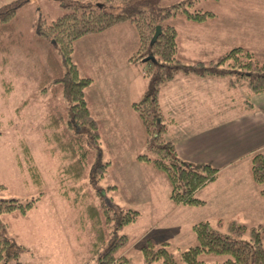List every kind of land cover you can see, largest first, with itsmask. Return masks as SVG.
Returning <instances> with one entry per match:
<instances>
[{"label": "trees", "instance_id": "16d2710c", "mask_svg": "<svg viewBox=\"0 0 264 264\" xmlns=\"http://www.w3.org/2000/svg\"><path fill=\"white\" fill-rule=\"evenodd\" d=\"M164 1L58 0L66 12L56 20L47 22L40 19L35 23V41L47 46L48 72L41 78L38 92L60 95L67 103L66 122H62L68 136L63 149L69 151L71 158L67 173L75 181L87 178L86 182L94 188L95 196L103 197L105 192H114L115 185L105 190L99 187L110 162L102 160L99 125L85 98V91L92 80L81 76L73 60V47L83 37L125 23L132 25L137 34L138 47L128 61L142 66L146 81L141 98L131 106L141 122L145 137V151L138 154L136 160L150 165L166 177L170 186L169 200L173 205L199 208L205 202L196 193L215 182L219 170L209 164H192L180 159L175 146L165 137L169 123L159 104L160 91L178 74H183L197 78L228 77L238 85H245L253 94H261L264 93V61L260 62L248 50L236 47L207 63H183L178 57L177 32L169 20L180 16L188 21L202 23L213 18L214 14L195 8L198 0H182L169 6L164 5ZM23 5V0H12L0 6L1 54H8L9 51L5 39L11 45L21 44L14 37L12 22ZM157 26L161 33L150 45ZM1 63H6V59ZM49 119L48 127L57 128V118L51 115ZM89 161L91 164L88 169ZM250 173L259 188V196L264 199V153L252 154ZM3 188L0 185V191ZM83 188L81 183L77 190ZM38 200L35 198L21 203L15 199H0V215L14 212L25 215ZM89 206L91 212L96 211L92 205ZM100 213L106 229L92 225L94 235L90 258L83 264H134L124 253L129 246V238L123 231L137 221L138 211L117 205L106 207L103 204ZM2 228L0 222V264H20L19 257L25 248L6 237ZM191 230L196 244L179 253V260L183 264H264L263 223L243 224L234 219H219L214 226L208 221H200ZM140 255V264H178L168 243L157 247L146 240L140 246ZM202 256L209 259L204 261Z\"/></svg>", "mask_w": 264, "mask_h": 264}, {"label": "rangeland", "instance_id": "374dc122", "mask_svg": "<svg viewBox=\"0 0 264 264\" xmlns=\"http://www.w3.org/2000/svg\"><path fill=\"white\" fill-rule=\"evenodd\" d=\"M11 1L0 0V6ZM23 1L24 5L12 22L14 37L21 44L11 45L5 39L8 54L0 53V185L4 187L0 199L26 203L39 198L25 215L18 212L0 215L4 235L25 248L19 263L87 262L94 235L92 225L106 229L100 213L104 204L138 211L137 221L123 231L129 238L124 253L134 264L142 262L140 246L146 240L157 247L168 243L178 264H183L179 253L196 244L192 224L208 221L214 226L216 220L203 219L202 215L207 216L204 212L185 215L179 210L172 211L173 204L167 198L170 186L165 176L148 165L136 164L133 158V152H144L141 148L144 134L138 119L126 122L116 130L101 129L102 160L109 161L110 165L99 187L105 190L116 185L115 192L95 196L87 178L75 181L67 173L71 158L69 151L63 149L68 136L62 124L66 122L67 103L60 95L39 94V82L48 72L47 46L40 45L34 38L37 21L56 20L66 10L58 0ZM180 1L165 0L163 4L169 6ZM252 4L258 7L256 12L261 19L258 23L264 33V0H198L195 8L228 17L231 14L229 6L244 9ZM177 19H171L169 23L177 26ZM261 37L254 54L263 62L264 35ZM93 50L91 43L83 46L85 53H93ZM3 59L6 63H1ZM51 115L57 118V128L48 127ZM149 167L153 174H149ZM81 183L84 188L77 190ZM89 205L96 211L91 212ZM259 218L237 221L264 224V219ZM201 259L207 261L209 258L202 256Z\"/></svg>", "mask_w": 264, "mask_h": 264}, {"label": "crops", "instance_id": "0c3cea01", "mask_svg": "<svg viewBox=\"0 0 264 264\" xmlns=\"http://www.w3.org/2000/svg\"><path fill=\"white\" fill-rule=\"evenodd\" d=\"M228 8L230 16L212 12L214 17L202 23L180 16L173 18H179L177 26L170 24L176 29L178 57L183 63H207L236 47L256 58L254 49L264 35L257 5ZM88 43L93 44V53L83 51ZM137 47L135 29L127 23L83 37L74 44L73 60L81 76L92 80L85 98L101 137V129L116 130L138 119L131 106L141 98L146 81L142 66L128 61ZM159 104L169 123L165 137L175 146L180 159L219 170L218 179L196 193L205 202L203 207L173 205L172 211L185 215L204 212L207 216L202 215L203 219L216 221L264 219V199L250 173L252 154L264 153V93L253 94L228 77L178 74L161 89ZM144 139L141 148L145 151ZM140 153L143 152H133V158L141 166L136 160ZM150 167L149 174H153Z\"/></svg>", "mask_w": 264, "mask_h": 264}, {"label": "water", "instance_id": "95a60500", "mask_svg": "<svg viewBox=\"0 0 264 264\" xmlns=\"http://www.w3.org/2000/svg\"><path fill=\"white\" fill-rule=\"evenodd\" d=\"M160 33H161V29H160L159 26H157L155 28V32H154V34H153V36L151 38L150 45H153L154 44V42L157 40V38L160 35ZM52 44L55 45L53 41H52ZM151 59H153V58H151Z\"/></svg>", "mask_w": 264, "mask_h": 264}]
</instances>
